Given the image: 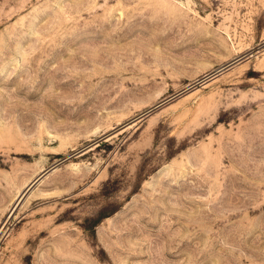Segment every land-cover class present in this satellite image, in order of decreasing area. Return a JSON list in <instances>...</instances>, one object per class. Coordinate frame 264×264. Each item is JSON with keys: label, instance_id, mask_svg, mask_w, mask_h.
<instances>
[{"label": "rangeland", "instance_id": "1", "mask_svg": "<svg viewBox=\"0 0 264 264\" xmlns=\"http://www.w3.org/2000/svg\"><path fill=\"white\" fill-rule=\"evenodd\" d=\"M0 264H264V0H0Z\"/></svg>", "mask_w": 264, "mask_h": 264}, {"label": "bare ground", "instance_id": "2", "mask_svg": "<svg viewBox=\"0 0 264 264\" xmlns=\"http://www.w3.org/2000/svg\"><path fill=\"white\" fill-rule=\"evenodd\" d=\"M23 195H24V193H23ZM22 195V196H23ZM22 197H21V195L19 196V198L17 199V201H16V204L20 201V199H21Z\"/></svg>", "mask_w": 264, "mask_h": 264}]
</instances>
